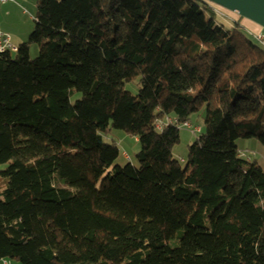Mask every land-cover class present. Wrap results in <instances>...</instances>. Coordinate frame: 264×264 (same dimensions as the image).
Returning <instances> with one entry per match:
<instances>
[{
	"label": "trees",
	"instance_id": "trees-1",
	"mask_svg": "<svg viewBox=\"0 0 264 264\" xmlns=\"http://www.w3.org/2000/svg\"><path fill=\"white\" fill-rule=\"evenodd\" d=\"M35 8L0 53V261L264 264V164L236 144L264 158V48L206 0ZM202 106L181 166L179 128ZM110 127L136 138V164L114 163Z\"/></svg>",
	"mask_w": 264,
	"mask_h": 264
},
{
	"label": "rangeland",
	"instance_id": "rangeland-1",
	"mask_svg": "<svg viewBox=\"0 0 264 264\" xmlns=\"http://www.w3.org/2000/svg\"><path fill=\"white\" fill-rule=\"evenodd\" d=\"M35 2L36 0H11L6 1L3 4L0 3V31L9 33L13 37V41L16 43L24 42L28 38V35L34 29V16H35ZM213 18L217 24H221L224 28H231L235 22L239 23L240 29L247 34L248 31L256 34H264V29L251 22L245 17H241L233 12L224 9L221 6L211 3ZM247 23H252L253 27L248 26ZM22 38L24 39H21ZM23 40V41H22ZM255 41V40H254ZM256 42V41H255ZM256 44L264 48L263 45L256 42ZM38 54V44L31 43L29 45V56L35 58ZM14 55V53H12ZM137 80L125 84V87L132 93L138 91ZM81 93L74 90L69 100L71 103L80 98ZM204 107L191 113L189 117L188 126H181L179 128L180 140L173 146L172 153L174 157L179 161L181 166H184L188 153V146L197 136V129L203 125ZM103 139L106 142L114 141L118 147L119 155L115 159L114 163L123 165L127 159L124 158L128 155L130 161L134 164L137 163L135 153L139 149V143L136 138L128 134L123 129L110 127L105 133H103ZM236 144L241 150V155L255 159L260 165L264 164L263 147L256 138H238ZM126 156V157H128ZM4 184V181L0 179V185ZM11 263H14L13 261Z\"/></svg>",
	"mask_w": 264,
	"mask_h": 264
},
{
	"label": "water",
	"instance_id": "water-1",
	"mask_svg": "<svg viewBox=\"0 0 264 264\" xmlns=\"http://www.w3.org/2000/svg\"><path fill=\"white\" fill-rule=\"evenodd\" d=\"M245 17L264 29V0H206Z\"/></svg>",
	"mask_w": 264,
	"mask_h": 264
},
{
	"label": "built area",
	"instance_id": "built-area-1",
	"mask_svg": "<svg viewBox=\"0 0 264 264\" xmlns=\"http://www.w3.org/2000/svg\"><path fill=\"white\" fill-rule=\"evenodd\" d=\"M8 0H0V3H4ZM248 33L261 45L264 46V34H256L248 31ZM19 48L18 43L13 41V37L9 33H4L0 31V53L17 52ZM184 126H188L187 122L183 123ZM199 131V129H197Z\"/></svg>",
	"mask_w": 264,
	"mask_h": 264
},
{
	"label": "crops",
	"instance_id": "crops-1",
	"mask_svg": "<svg viewBox=\"0 0 264 264\" xmlns=\"http://www.w3.org/2000/svg\"><path fill=\"white\" fill-rule=\"evenodd\" d=\"M8 1H11V0H8ZM6 3V2H5ZM3 4V3H2ZM252 22V21H251ZM248 24V26H250V27H253L254 28V26H252V23H247ZM256 24V23H255ZM21 39H24V38H22V36H21ZM23 41V40H22ZM25 41V40H24ZM19 44V43H18ZM126 156H128V155H125L124 156V158H126ZM0 264H8V261H6V260H1L0 261Z\"/></svg>",
	"mask_w": 264,
	"mask_h": 264
}]
</instances>
